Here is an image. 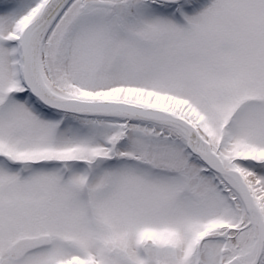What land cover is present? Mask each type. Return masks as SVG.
I'll use <instances>...</instances> for the list:
<instances>
[{
	"label": "snow or ice",
	"instance_id": "1",
	"mask_svg": "<svg viewBox=\"0 0 264 264\" xmlns=\"http://www.w3.org/2000/svg\"><path fill=\"white\" fill-rule=\"evenodd\" d=\"M0 264H264V0H0Z\"/></svg>",
	"mask_w": 264,
	"mask_h": 264
}]
</instances>
